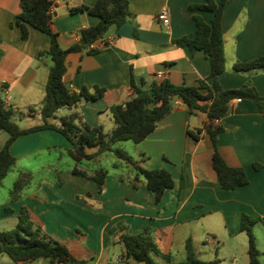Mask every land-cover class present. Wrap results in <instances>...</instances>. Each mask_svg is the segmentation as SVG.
Masks as SVG:
<instances>
[{
  "label": "crops",
  "instance_id": "obj_1",
  "mask_svg": "<svg viewBox=\"0 0 264 264\" xmlns=\"http://www.w3.org/2000/svg\"><path fill=\"white\" fill-rule=\"evenodd\" d=\"M52 1L53 24L60 32V43L64 48L80 39L83 27L99 21V17L89 11H72L81 4L93 5L96 0ZM202 1L205 0H130L133 14L120 27L114 26L107 33V36H114L112 44L95 53L81 50L67 55L65 83L68 87L79 91L85 85H99L106 89L102 98L82 102L74 107L75 110H70L82 113L92 125L104 127L107 122L112 128L115 123L110 107L124 104L135 95L130 84L132 76L137 84L145 78L147 82L168 79L176 85H196L200 79L207 78L210 75L207 54L174 43V39L183 35H195L196 23L188 6ZM163 6L170 9L169 27L158 19ZM20 10V0H0V96L6 108L15 109L13 120L21 127H30L43 123L40 110L52 58L42 51L50 47L51 39L49 34L33 26H30L29 36L23 37L20 27L13 24ZM202 15L208 22L213 18L210 11H204ZM222 26L226 69L220 74L221 84L225 88H236L251 79L264 94V70L241 73L232 69L236 59L248 60L264 54V0H228ZM159 73L162 74L160 78L157 77ZM57 112L49 118L50 122L60 121ZM207 121L206 112L190 113L187 105L179 101L154 132L136 143L135 158L139 159L142 152L147 153L150 155L147 166L167 168L176 180V186L167 189L159 203L147 187L145 177L136 178L133 167L127 169L119 159L114 160L117 166L106 178L102 192L92 181L76 178V192L92 193L89 201L83 204L85 210L96 212L100 220L95 225L92 218L87 219L83 223L87 229L78 226V230L79 224L59 219L61 227L70 228L72 234L55 231L61 233L60 239L69 244L74 255L84 259L85 264H140L121 256L123 245L119 235L122 232L136 233L151 226L162 251L173 257L175 244H183L186 250L187 239H193L190 232L176 236L178 225H197L203 218L220 213L227 222L231 218L238 221L240 227L244 212L264 216V114L254 100L238 97L231 101L228 112L221 117L224 130L218 136L219 151L229 164L243 166L250 179L248 184L234 189H224L219 183L212 164L211 135L202 130L196 138L188 132L203 128ZM57 145L68 149L71 143L55 129L45 128L20 135L11 145L16 156L15 165L20 159ZM87 150L94 152L97 147L91 146ZM255 163L262 167L257 169ZM125 169L137 186L121 179L126 177ZM182 177L184 186L180 188ZM28 194L27 199L18 198V203L9 199L0 201V218L10 215L8 205L13 207L14 215L23 202L40 197L35 193ZM35 212L33 219L45 221L47 209ZM119 219L125 221L127 230L112 236L111 225ZM89 227L93 231H88ZM42 259L44 261H40ZM27 263L51 264L45 258Z\"/></svg>",
  "mask_w": 264,
  "mask_h": 264
},
{
  "label": "trees",
  "instance_id": "obj_2",
  "mask_svg": "<svg viewBox=\"0 0 264 264\" xmlns=\"http://www.w3.org/2000/svg\"><path fill=\"white\" fill-rule=\"evenodd\" d=\"M228 0H205L190 3L188 8L192 12L196 23L194 36L183 35L174 39V43L188 47L191 51H204L210 60V75L200 79L196 85H176L168 79H153L147 82L141 78L140 84L135 77H131L130 84L135 95L124 104H114L110 107L114 126L106 131L102 125H92L86 121L79 111L63 115L59 122H50L61 108H74L82 102L102 98L106 89L99 85L83 86L79 91L65 83L66 58L70 52L87 50L89 53L98 52L102 47H91V43L106 37L112 27H120L133 14L130 0H96L93 5L81 4L73 7L72 11H89L99 17L96 24L83 27L80 39L64 48L60 43V32L53 24L50 7L52 0H20L21 10L16 15L13 24L20 27L22 36H29L30 26L49 34L50 47L42 51L52 58L48 80L45 86V96L40 113L43 123L30 127H21L13 115V108H6L0 96V131L8 132L9 136L0 147V184L16 163V156L11 151L12 143L23 134L45 128L61 132L71 143L69 154L76 160L74 172L93 179L99 192L104 189L108 170L100 167L92 171L81 168L78 163L83 159H93L98 155L113 151L116 156L130 164L136 170L137 176L143 175L147 187L153 192L155 201L159 203L169 188L176 186V180L170 170L164 167H149L146 162L150 155L141 153L139 159L121 147L115 146L118 141L133 140L139 143L154 132L159 122L170 114L178 105L184 102L190 113L197 110L206 112L208 121L197 131L189 129L194 137H199L202 130L212 137L214 152L212 164L218 175L222 188L234 189L246 185L250 179L243 166L229 164L218 148V136L224 130L216 118L223 117L229 110L230 103L235 98H249L254 100L264 114V94H261L251 79L236 88H225L220 82V74L226 69V52L224 47V31L222 17ZM210 11L213 18L208 22L202 12ZM232 69L241 73H255L264 70V54L248 60L236 59ZM30 114V113H27ZM96 146L97 150L88 152L87 148ZM117 165V163L115 164ZM257 169L260 163L254 164ZM31 173L20 170L14 181L11 194L18 197L23 188L30 182ZM134 186H137L135 181ZM184 186V177L180 180V188ZM11 209L10 207H8ZM257 222L264 224V216H253L242 213L240 230L248 235V254L250 264H263L257 245L253 227ZM125 225L118 224L110 228V235L124 230ZM119 242L123 249L121 256L125 260L144 262L145 264H162L156 257L160 256L167 264H218L219 260H202L197 257L193 239L186 241L187 259L176 261L171 253H164L160 248L151 226H146L139 232L124 231L119 235ZM0 252L9 254L18 264H25L37 259H49L51 264H85L84 259L78 258L70 247L63 241L54 238L37 224L29 209L23 206L18 214V222L10 230L0 231ZM156 257H155V256Z\"/></svg>",
  "mask_w": 264,
  "mask_h": 264
},
{
  "label": "rangeland",
  "instance_id": "obj_3",
  "mask_svg": "<svg viewBox=\"0 0 264 264\" xmlns=\"http://www.w3.org/2000/svg\"><path fill=\"white\" fill-rule=\"evenodd\" d=\"M71 112L72 110H70L69 107H64L61 108L57 114L61 117ZM111 126L112 125L106 122L104 124V129L109 131ZM8 136V132L3 130L0 131V147L4 145ZM115 146L123 148L135 157L137 156L135 151L136 143L133 140L118 141ZM118 159L119 158L113 151H107L98 155L96 158L83 159L78 165L87 171L103 167L108 170L109 175L116 168L117 165H115V161ZM76 164V160L69 154L68 149L60 145L51 146L43 151L36 152V154L20 159L17 165L14 164L0 185V201L5 202L9 199L10 202L14 201L18 203V198L20 197L24 199L29 198L28 193L37 194L40 196L37 198L38 200L32 199L33 197H31L29 200L23 202L22 207L26 206L32 216L36 213L35 211L41 213L44 209H47L48 212L45 215V221L40 218H36L34 221L40 224L45 232L59 240H61V233L55 230L63 231L69 236L72 234L70 228L61 227V221H59V219L63 218L79 224L76 227L78 230L80 227L87 229V227L83 225L87 219L90 220L92 218V221L97 225L100 220L99 216L96 212L86 211L83 206L85 202L87 203V201H89V197L92 196V193L89 191L87 193L75 191L77 177L80 179L85 178V181H92L95 186L96 183L86 175L75 173L74 168ZM123 164L127 169L132 167L125 161H123ZM127 169H125L126 177H122L121 179L133 184L135 180L129 178ZM18 170L30 172L31 180L24 187L29 188H23L24 191L22 190L23 192L21 191L20 195L14 198L11 194V189L17 178ZM134 171L136 172V170ZM113 179L114 178H112V182ZM90 205L92 206V204ZM6 208L11 213L3 219L0 218V231L12 229L18 222L20 210L13 215V207L8 205ZM118 224L125 225V230H127L126 223L123 219L113 221L111 227L118 226ZM253 230L260 250V259L264 264V224L262 222H257ZM88 231L91 232L93 229L89 227ZM187 232H190L188 234L193 236L194 250L198 258L202 260H219L218 264H250L248 235L245 231L240 230L238 221L236 222L233 218L227 222L220 213H216L207 216V218H203L197 225L192 224L188 227L178 225L176 227V236L184 233L186 234ZM156 258L160 259L158 257ZM172 258L176 261H185L187 259V253L183 244H175ZM40 261L44 260L42 259ZM160 261L162 264H167L162 258ZM0 264L18 263L15 262L9 254L0 252ZM140 264L145 263L140 262Z\"/></svg>",
  "mask_w": 264,
  "mask_h": 264
},
{
  "label": "built area",
  "instance_id": "obj_4",
  "mask_svg": "<svg viewBox=\"0 0 264 264\" xmlns=\"http://www.w3.org/2000/svg\"><path fill=\"white\" fill-rule=\"evenodd\" d=\"M50 12L53 13L54 12V4L51 5L50 7ZM158 19L159 21L166 27H169L171 24V13H170V9L168 6H163L161 8V10L158 13ZM114 42V36H106V37H102L100 39H98L97 41L91 43V47H104L108 44H112ZM158 78L162 77V74L159 73L157 75ZM221 118H216L215 122L216 123H220Z\"/></svg>",
  "mask_w": 264,
  "mask_h": 264
}]
</instances>
